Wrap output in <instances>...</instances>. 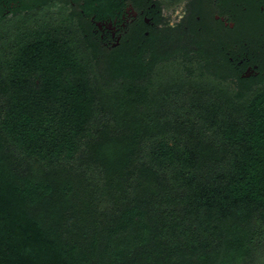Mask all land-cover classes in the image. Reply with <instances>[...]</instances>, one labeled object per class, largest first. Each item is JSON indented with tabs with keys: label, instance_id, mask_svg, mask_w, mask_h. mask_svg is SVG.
Listing matches in <instances>:
<instances>
[{
	"label": "trees",
	"instance_id": "obj_1",
	"mask_svg": "<svg viewBox=\"0 0 264 264\" xmlns=\"http://www.w3.org/2000/svg\"><path fill=\"white\" fill-rule=\"evenodd\" d=\"M51 48L0 53V264H264V86Z\"/></svg>",
	"mask_w": 264,
	"mask_h": 264
},
{
	"label": "flooded vegetation",
	"instance_id": "obj_2",
	"mask_svg": "<svg viewBox=\"0 0 264 264\" xmlns=\"http://www.w3.org/2000/svg\"><path fill=\"white\" fill-rule=\"evenodd\" d=\"M60 34L90 55L158 57L264 86V0H0V53L49 43L58 53Z\"/></svg>",
	"mask_w": 264,
	"mask_h": 264
},
{
	"label": "rangeland",
	"instance_id": "obj_3",
	"mask_svg": "<svg viewBox=\"0 0 264 264\" xmlns=\"http://www.w3.org/2000/svg\"><path fill=\"white\" fill-rule=\"evenodd\" d=\"M1 43L3 44V46H2V44H0V47L4 48L5 44H4L3 42H1ZM83 49H84V48H83ZM82 52L85 53L86 55H90L88 52L85 51V49L82 50ZM173 64H175V63H173V62H171V61H170L168 64H167V62H166V69H165V70H169V71H171V66H173ZM157 68H160L159 70H162V69H164V66H158V67H156V69H157Z\"/></svg>",
	"mask_w": 264,
	"mask_h": 264
}]
</instances>
